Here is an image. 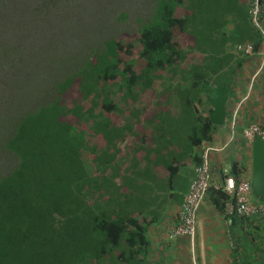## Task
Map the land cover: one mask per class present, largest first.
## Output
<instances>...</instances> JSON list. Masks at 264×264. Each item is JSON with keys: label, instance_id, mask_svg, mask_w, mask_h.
Here are the masks:
<instances>
[{"label": "trees", "instance_id": "1", "mask_svg": "<svg viewBox=\"0 0 264 264\" xmlns=\"http://www.w3.org/2000/svg\"><path fill=\"white\" fill-rule=\"evenodd\" d=\"M253 1L159 0L151 21L140 29L138 46L106 41L103 51L93 52L81 68L56 82L51 99L18 115L13 128L0 135V155L17 165L0 176V264H131L147 247L136 221L129 227L96 216L87 197L94 176L86 160L95 152V134L110 132L119 104L133 103L137 87L150 88L163 78L158 69H181L179 80L191 86L181 98L196 116H186L190 125L194 121V146L217 145L215 131L221 126L209 118V99L222 83L230 89L227 123L264 129V0H259L260 29L253 22ZM33 4L0 0V114L4 103L16 99L21 79L29 77L15 69L28 29L21 25L20 9ZM248 45L252 54L244 51ZM197 54L200 60L194 62ZM72 91L75 96L65 105ZM134 97L135 102L139 95L134 92ZM244 147L246 165L234 161L229 169L237 183L251 180L246 138ZM223 180L222 173L219 187L210 185L204 201L209 197L226 214L230 196ZM226 217L232 246L224 264H264V215Z\"/></svg>", "mask_w": 264, "mask_h": 264}, {"label": "crops", "instance_id": "2", "mask_svg": "<svg viewBox=\"0 0 264 264\" xmlns=\"http://www.w3.org/2000/svg\"><path fill=\"white\" fill-rule=\"evenodd\" d=\"M160 74L164 77L150 88L135 89L141 91L135 102L122 105L115 98L120 111L112 117L110 132L95 134L94 183L89 187L93 197L87 195L88 200L99 219L125 222L129 227L134 220L143 228L142 246L147 247L131 264H224L232 246L229 222L209 197L199 210L195 237L170 238L196 177L198 155L207 146L201 149L192 144L193 127L185 128L180 138L179 128L167 125L184 119L173 107L180 97L175 90H181V69ZM166 79L168 83H164ZM170 107L173 110L169 111ZM237 128L231 142L237 140L239 145L219 141L216 133L218 150L210 157V185L219 187L223 171L229 170L232 162L246 165L248 161L243 135L246 127ZM91 165L86 162L90 171Z\"/></svg>", "mask_w": 264, "mask_h": 264}, {"label": "rangeland", "instance_id": "3", "mask_svg": "<svg viewBox=\"0 0 264 264\" xmlns=\"http://www.w3.org/2000/svg\"><path fill=\"white\" fill-rule=\"evenodd\" d=\"M158 2L159 0H67L58 3L55 0H34V4L29 8L20 9L24 16L21 25H27L28 29L22 34L24 38L21 42L22 56L18 53L20 59L15 71L28 74L29 77L27 80L21 79L18 95L15 92L16 99L4 103L5 110L0 114V135L13 128L18 115L23 111L51 99L56 82L81 68L93 52L103 51L106 41L110 39L131 41L138 46L140 29L151 21ZM135 49L136 54L138 50L136 47ZM194 60L196 62L200 58ZM162 71L158 69L156 72ZM164 83H168V80L166 79ZM182 84L181 90H175L180 97H177L173 107L176 109L175 114L183 116L184 119L182 122L177 120L167 124L172 128L176 126L179 128L180 138L184 135L185 128L192 127L193 119H196L195 113L188 111L192 104L189 105L185 98H181L191 86L187 83ZM134 92L132 101L135 99ZM75 93L76 91L69 92L63 103L70 105ZM140 93L141 91L137 94ZM172 101L170 99V103ZM168 110L171 111L173 108L170 107ZM187 114L193 118L191 125L187 124L190 121V118H186ZM237 129L233 125L229 128L226 123L215 133L219 132L217 134L219 141L232 143ZM236 144L239 145L237 140L233 145ZM92 146L95 150V143ZM92 159L94 154L88 157L86 162H92L93 174ZM16 166L14 159L0 155V176L7 175ZM92 194L89 192L88 196ZM255 200L254 196L249 197L250 203H256Z\"/></svg>", "mask_w": 264, "mask_h": 264}, {"label": "built area", "instance_id": "4", "mask_svg": "<svg viewBox=\"0 0 264 264\" xmlns=\"http://www.w3.org/2000/svg\"><path fill=\"white\" fill-rule=\"evenodd\" d=\"M251 14L256 27L260 29V1L254 0ZM246 54H252L253 47L248 45L244 48ZM235 124H233L234 126ZM244 137L250 142L256 136L264 139V129L258 125H250L243 131ZM218 149L216 147H207L202 156V162L197 167L196 177L190 185L179 212V222L172 230L171 239L188 236L194 238L197 231L198 212L204 201V197L212 179L211 154ZM220 150V149H219ZM223 189L230 196V201L226 206V215L238 214L241 217L250 218L258 215H264V203H250L249 197L253 196L252 187L249 180H242L239 183L230 175L229 170L223 171Z\"/></svg>", "mask_w": 264, "mask_h": 264}, {"label": "water", "instance_id": "5", "mask_svg": "<svg viewBox=\"0 0 264 264\" xmlns=\"http://www.w3.org/2000/svg\"><path fill=\"white\" fill-rule=\"evenodd\" d=\"M230 89L226 83L219 84L215 88V96L210 97L212 109L209 118L214 125L224 126L228 119L226 105ZM251 187L254 198L264 203V139L256 136L251 142Z\"/></svg>", "mask_w": 264, "mask_h": 264}]
</instances>
